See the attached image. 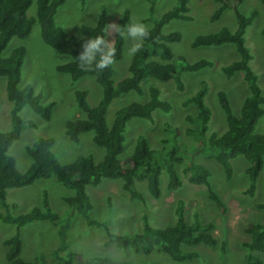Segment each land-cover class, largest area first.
I'll use <instances>...</instances> for the list:
<instances>
[{
  "label": "rangeland",
  "instance_id": "1",
  "mask_svg": "<svg viewBox=\"0 0 264 264\" xmlns=\"http://www.w3.org/2000/svg\"><path fill=\"white\" fill-rule=\"evenodd\" d=\"M176 0H64L54 13V23L61 27L67 35L81 36V25L95 23L101 8L105 9V39L112 41L115 29L108 25L115 23L123 10L128 11L127 25L131 18L142 20L152 25L160 15L170 9ZM190 18L186 20L171 19L161 27V32L167 34L177 32L180 39L169 44L173 57H181L186 63L200 59L209 62L195 71H179L177 74L182 82V90L175 88L172 80L159 82L150 80L159 88V98L167 101L169 110L164 112L154 110L152 120L131 118L126 122L124 129L123 151L121 159L131 153L135 138L143 136L149 148L167 151L172 146H178L176 156L180 162L174 164L181 183L175 190H168L167 175L162 169L159 175L160 196L151 197L146 191L144 183H136L138 190L145 199L143 202L129 198L128 194L120 188L118 179L102 178L95 186L86 185L85 192L90 205L87 214L90 218L103 222L110 232L122 236L132 235L141 231V215H147V222L152 227L164 228L174 223L176 217L173 213L175 202L180 199L184 208V218L192 222L194 217L200 222H210L213 225V234L216 244L213 247L197 245L188 249L194 250L198 256L191 261L175 262L161 253L152 252L149 255L134 253L131 250L122 251L106 244V236L101 227L88 226L83 219L73 211L64 198L72 196L74 190L59 184L54 177L39 178L32 184L19 188L5 190L7 207L0 206V212L15 216L28 211L41 203V194L45 192L50 209L57 213L59 223L54 226L46 220H37L24 224L19 229L21 249L19 256L25 261L37 260L38 264H55L54 253L65 242L67 249L77 253L81 260L97 256L129 259L133 262H155L157 264H244L245 256L249 251L243 246L248 240L244 228L252 222H264V208L256 204L264 203V172L260 171L256 178L255 190L252 197L244 191L248 185L245 174L247 161L238 155L229 159L231 174L227 179L221 165L212 158L197 152L194 139L184 133L188 126L184 120L186 114L195 112L192 104L184 105L185 98L192 95L201 82L206 84L204 103L209 109L210 116L207 122L206 133L220 134L226 128L225 116L217 102L216 93L224 92L231 112L234 116L240 115V108L247 95L246 84L240 72L226 77L221 67L237 59L233 44L191 47L190 41L198 34L215 32L220 28L232 31L235 28V18L230 9H225L215 21H210V15L217 6L215 0H187ZM36 0L26 10L27 16H34ZM251 9L257 11V16L244 32V45L247 47L250 59L248 65L256 75V81L264 97V36L260 29L264 27V7L258 0H242L237 4V10L248 15ZM109 32H113L108 35ZM124 33L126 28L124 27ZM131 41L123 35V50L121 59L112 65L115 74L113 83L128 75L127 66L130 57L127 49ZM22 46L25 54L22 59L18 87L30 85L32 91L38 96L40 103L53 102L50 118L44 119L34 113L28 106L19 112L23 120H31L34 127L21 131L17 140L8 148V153L14 159L18 172H24L30 163L25 153V146L30 145L38 137L53 139L50 148L59 163L71 162L77 155L91 154L94 161L101 159L103 149L91 141V132L80 134L77 142L70 141L63 131L66 120L84 118V114L77 108L74 92L83 90L85 100L93 106L101 95V88L92 76H82L72 80L69 74L55 70L56 65L69 61L66 54L57 53L47 46L40 38L39 27L33 23L30 33L25 38L12 37L1 56L7 57L11 51ZM176 68L180 61L175 59ZM146 85L143 84L142 94L128 91L113 99L107 107L105 119L109 123L113 112L129 103H143L147 100ZM10 102L4 93V78L0 77V131H6L9 123ZM264 113L257 120L255 133H262ZM191 163L202 165L209 173L208 182L220 198L222 206L211 201L205 187L191 185L182 172L185 165ZM60 227V228H59ZM15 231L13 224L0 221V264H8L4 253L6 247L1 240L12 235ZM61 253V252H59ZM264 261L259 252H251ZM62 254V253H61ZM65 255L63 252L62 257Z\"/></svg>",
  "mask_w": 264,
  "mask_h": 264
},
{
  "label": "trees",
  "instance_id": "2",
  "mask_svg": "<svg viewBox=\"0 0 264 264\" xmlns=\"http://www.w3.org/2000/svg\"><path fill=\"white\" fill-rule=\"evenodd\" d=\"M64 0H36L34 16H27L31 0H0V77L4 78V93L10 102L9 123L6 131H0V206L7 207L5 202V190L7 188H19L32 184L36 179L54 177L64 187L74 190L72 196L64 198L65 202L76 211L88 226L101 227L106 236V244L122 251L131 250L134 253L149 255L152 252L166 255L172 261H191L198 254L188 248L205 245L213 247L216 237L213 234V225L210 222H200L194 217L192 222L184 218L182 201L175 202L173 224L164 228H156L149 225L147 215H141V231L136 234L122 236L110 232L108 227L100 221L88 216L90 208L85 192L86 185L95 186L102 178L118 179L120 188L131 199L143 202L145 197L136 187V183H144L146 191L153 198L160 196L159 175L163 169L167 175L168 190H175L181 183L180 176L174 164L180 162L176 156L178 146H172L167 151L149 148L143 136H137L131 153L125 159L120 158L123 151L124 129L126 122L134 117L152 120V112L156 109L168 111L167 101L159 98V88L150 80L168 82L172 80L175 88L182 90L183 85L178 76L179 71H195L209 62L200 59L192 63L184 62L181 57H173L169 44L180 39L177 32L163 34L161 27L171 19L186 20L190 18L187 0H176L174 6L164 11L150 26V36L145 40L144 47L130 58L127 66L128 75L113 83L115 74L113 67L99 70L82 71L78 57L83 51L82 44L99 35H104L105 9L101 8L97 19L92 25H81V36L67 35L61 27L54 23L53 16L57 7ZM84 1V0H80ZM217 6L210 15V21L217 20L225 9H230L235 18V28L230 31L220 28L215 32L198 34L190 41L191 47L233 44L237 53V59L221 67L226 77L240 72L246 84L247 95L244 97L240 115L234 116L229 107L223 91L216 93L219 107L224 113L226 128L220 134L206 133L210 112L204 103L206 84L201 82L197 90L183 100V104H192L195 112L186 114L184 120L189 123L184 133L194 139V146L207 158L218 162L228 179L231 174L229 159L241 155L247 165L244 169L248 178L245 193L252 197L255 190V182L260 171L264 172V125L262 133L254 132L257 120L264 113V97L256 81V75L248 65L250 55L244 45V32L248 25L257 16V11L251 9L248 15H243L237 10V4L242 0H215ZM264 7V0H258ZM128 20V11L123 10L117 18L119 32L124 33V26ZM39 27L41 40L57 53L72 57L69 61L56 65L55 70L69 74L72 80L82 76H92L101 88V95L97 103L90 106L85 100V92H74L77 108L84 114V118L66 120L63 131L72 142H77L79 136L85 132H91V141L94 145L103 149L101 159L94 161L91 154L77 155L71 162L61 164L58 162L50 148L53 139L38 137L30 145L25 146V153L30 158V163L24 172H18L14 165L13 157L7 152L14 140H17L22 130L34 127L31 120H23L18 112L28 106L34 113L50 118V110L53 102L40 103L38 96L32 91L30 85L18 87L20 69L25 49L22 46L15 47L10 55L2 57L8 41L12 37L25 38L30 33L33 23ZM115 32V31H114ZM264 36V27L260 29ZM105 36V35H104ZM112 42L117 49L115 62L121 59L123 50V34L114 33ZM180 61L176 68L174 60ZM143 84L146 85L147 100L143 103L132 102L113 112L108 123L105 114L110 102L128 91L137 94L144 93ZM186 174V180L191 185L205 187L208 198L217 206H222L220 198L215 194L208 182V171L199 164L191 163L182 168ZM258 208H264V203L256 204ZM46 220L56 226L60 218L53 212L47 202L45 192L41 194V203L28 211L11 216L0 212V221L13 224L15 231L12 235L1 240L6 247L4 257L8 264H38L37 260L25 261L19 254L21 239L19 229L24 224ZM60 228V227H59ZM248 240L243 246L249 251L245 256L244 264H264L261 257L251 252H259L264 257V222H252L244 228ZM65 252L62 254L59 253ZM55 264H157L155 262H133L129 259L97 256L81 260L80 256L67 249L65 242L54 253ZM40 264H42L40 262Z\"/></svg>",
  "mask_w": 264,
  "mask_h": 264
},
{
  "label": "clouds",
  "instance_id": "3",
  "mask_svg": "<svg viewBox=\"0 0 264 264\" xmlns=\"http://www.w3.org/2000/svg\"><path fill=\"white\" fill-rule=\"evenodd\" d=\"M124 27L126 28V33H120L119 25L115 23L108 25V28L115 29L114 33L126 35L131 41L127 49V55L131 58L144 47L145 40L150 36V27L137 18H131ZM111 33L113 32H109L108 35ZM82 48L83 51L76 57L82 71L93 69L103 71L115 64L117 49L112 41L105 39L104 35L86 40L82 44ZM71 58L69 57V59Z\"/></svg>",
  "mask_w": 264,
  "mask_h": 264
}]
</instances>
